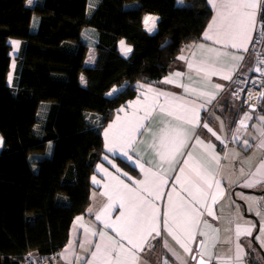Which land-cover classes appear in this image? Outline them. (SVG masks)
Listing matches in <instances>:
<instances>
[{
    "label": "trees",
    "instance_id": "1",
    "mask_svg": "<svg viewBox=\"0 0 264 264\" xmlns=\"http://www.w3.org/2000/svg\"><path fill=\"white\" fill-rule=\"evenodd\" d=\"M27 1L0 0V264L64 249L90 205L105 129L141 85L160 86L182 50L203 41L213 15L207 0ZM148 15L159 19L152 34ZM91 47L97 61L87 67Z\"/></svg>",
    "mask_w": 264,
    "mask_h": 264
},
{
    "label": "crops",
    "instance_id": "2",
    "mask_svg": "<svg viewBox=\"0 0 264 264\" xmlns=\"http://www.w3.org/2000/svg\"><path fill=\"white\" fill-rule=\"evenodd\" d=\"M213 15L204 33L203 41L186 46L177 58L169 74L163 79L160 86L141 85L138 96L131 101L123 111H119L104 131L106 155L95 169L91 179L92 191L90 205L85 214L78 216L72 224L69 241L64 249L51 259L52 264H102L99 259L93 261L92 253L98 243L116 242L123 245V251L117 256L113 253L107 264H196L193 256L210 262V264H256L264 258L252 242V237L257 229L253 216L245 213L243 205L253 206L256 215L261 221L264 230V196L248 193L250 191H264V93L257 110H251L231 95L230 82L235 72L242 70L250 73L253 69L255 58H246L251 41L262 17L261 12L264 0H257L258 7L254 11V23L250 27L247 39L243 44L232 48L227 39L218 37L228 22L231 20L229 12L234 11L228 5L237 0H207ZM155 19L154 33L157 29L158 17L148 15L145 17ZM151 26V21H149ZM211 36L212 39H207ZM220 39L217 43L216 40ZM123 42V43H122ZM131 48L125 41H120L119 49L124 57H130L131 52L124 54L123 49ZM183 57V59H181ZM97 53L91 47L86 59V66L96 64ZM189 63L193 68H189ZM201 64L213 65L215 74H205L196 71ZM180 73V76H175ZM228 76L230 79H224ZM171 83H165V80ZM83 85L87 84L85 76L81 77ZM180 85H183L181 87ZM151 88L152 93H147L150 98L154 93L163 92L170 97L174 96L189 106L197 109L194 123L185 120L178 111H164L155 109L144 120V128L134 137L132 147L118 151H109L108 148L113 136L118 133L119 125L125 116L131 113L140 104L145 103V90ZM161 98L160 103H163ZM236 106L249 109L263 118L256 119L249 113L238 122L226 118L234 117ZM243 110V111H244ZM243 122V123H241ZM238 123L245 124L248 135L238 130ZM206 125V127H205ZM164 132L174 135L177 132L185 134V142L172 156L170 161L162 163V175L166 179V186L161 189V199L156 201V216L158 217L155 231L139 234L135 237L137 247L132 249L134 255H129L128 249L132 246L122 240L117 231L107 227L108 223L114 226L118 223L121 209L119 204H113L106 215H103L105 206L109 203L105 192L111 193L115 182L111 177H117L129 186L134 182L144 179V174L139 166L160 171L159 144ZM107 133V135H105ZM254 137V138H252ZM211 146V148L209 147ZM127 151L128 156L122 154ZM117 159L123 160L135 168L139 177H135L122 169ZM150 162V163H149ZM206 170L213 184L210 193L215 195V203L211 199L204 207L197 205L201 212L199 226L194 230L193 238L188 240L178 231L165 226V218L173 212V205L181 201L187 202L191 198L183 191L189 181H196L193 169ZM183 169V172L180 170ZM179 180L180 183H176ZM220 185L216 190L215 185ZM107 186V187H106ZM243 189L244 191H242ZM172 196L173 205L168 202ZM257 203L263 209L258 210ZM209 211L212 215H209ZM100 215V219H97ZM237 225L241 231L237 232ZM249 229L245 232L244 229ZM100 233L104 239L101 240ZM203 233V234H202ZM95 234V235H94ZM179 242H177V238ZM186 244L189 251L181 245ZM264 249V235L260 242ZM261 247V248H262ZM168 260V262H166Z\"/></svg>",
    "mask_w": 264,
    "mask_h": 264
},
{
    "label": "snow or ice",
    "instance_id": "3",
    "mask_svg": "<svg viewBox=\"0 0 264 264\" xmlns=\"http://www.w3.org/2000/svg\"><path fill=\"white\" fill-rule=\"evenodd\" d=\"M31 2L32 0H28V3ZM180 2L182 3L183 0H180ZM257 7V0H237V2L230 3L228 8L234 10L229 12L231 20L228 22L225 30L217 34L218 37L227 39L232 48H236L238 44L242 45L248 37L250 27L254 23V11L249 10H255ZM149 21H151V26H149ZM155 22V19L151 16L144 20L145 27L149 32L153 31ZM206 38L212 39L211 36H207ZM216 42L219 43L220 39L218 38ZM13 44L19 47L17 42H13ZM123 51L127 55L132 50L131 48H126ZM189 68H193L191 63H189ZM195 70L204 72L205 74H215L216 72L214 66L210 64H201ZM174 75L180 76V73H175ZM223 78L230 79L228 76ZM164 82L171 83L172 81L169 79ZM180 86L183 87V85ZM152 92L153 89H146L145 103L140 104L138 101V107L131 115L126 114L125 120L122 123L119 120L117 121L119 131L113 136V140L108 148L109 151H118L132 147L135 135L140 129L145 127L143 121L149 119L150 113L155 109H159L161 112L178 111L185 120L191 123L195 122L197 109L194 106H189L181 102L179 98L174 96L170 97L163 92L154 93L149 98L147 93ZM161 98H163V103H160ZM185 138V134L181 132H177L174 135L164 132L161 136L158 152L160 163H158L157 167L160 171H152L151 168H145L142 165L139 166L141 172L144 174V179L139 182H134V187L123 183L117 177H111L115 184L111 193L105 192V195L108 196L109 203L105 206L102 214L106 215L108 210L113 207V204H119L122 211L118 223L115 226L108 223L106 226L112 227L114 231H117L122 240H126L132 246L128 249L129 255H134L132 249L137 247L135 240L137 235L155 231L157 228L158 217L156 216L155 202L161 199V189L166 186V179L162 175V163L171 160L172 156L183 146ZM209 147L211 148V146ZM122 154L126 157L128 156L127 151H123ZM180 171L183 172V169ZM193 171L197 180L189 181L183 187V191L191 199L187 202L181 201L179 205H173L172 196L169 195L168 202L170 205H173L174 210L170 220L167 217L164 220L165 226L174 231H178L188 240L193 238L194 230L200 223L201 212L197 205L204 207L209 199L215 203V195H212L209 191L213 187L209 173L203 168L193 169ZM176 183H180V181L177 180ZM215 187L218 191L220 185L217 183ZM208 214L212 215L210 211ZM97 219H100V215H97ZM240 231L241 227L237 225V232L239 233ZM244 231L247 233L249 229L245 228ZM100 236L103 241V233H100ZM174 238H177V242H179L178 237ZM181 246L185 248V251H189L186 244ZM121 251H123V245L118 246L116 242L98 243L95 247V252L92 253V259L93 261L99 259L102 264H107L112 258L113 253L119 256Z\"/></svg>",
    "mask_w": 264,
    "mask_h": 264
},
{
    "label": "built area",
    "instance_id": "4",
    "mask_svg": "<svg viewBox=\"0 0 264 264\" xmlns=\"http://www.w3.org/2000/svg\"><path fill=\"white\" fill-rule=\"evenodd\" d=\"M250 56L255 58L252 71L246 73L238 70L230 82L232 96L246 106L260 104L264 93V20L262 17L256 26L246 58ZM55 256L43 258L37 254H31L23 264H52L51 259Z\"/></svg>",
    "mask_w": 264,
    "mask_h": 264
},
{
    "label": "rangeland",
    "instance_id": "5",
    "mask_svg": "<svg viewBox=\"0 0 264 264\" xmlns=\"http://www.w3.org/2000/svg\"><path fill=\"white\" fill-rule=\"evenodd\" d=\"M36 1L37 0H32V2L31 3H28V1H27V6L29 7V8H33L34 6H35V4H36ZM13 42H17L18 43V45H19V47H16L14 44H13ZM10 44H11V46H12V52H11V57H12V63H11V72H10V75H9V84L10 85H13V82H14V73H15V69H16V60H17V57H18V54H19V51H20V42L19 41H16V40H12V41H10ZM232 92V91H231ZM231 95H232V93H231ZM233 97V96H232ZM234 98V97H233ZM235 99V98H234ZM237 100V99H236ZM250 106H252V105H250ZM253 106H259V104L258 105H253ZM235 110V115H234V117H227L226 118V120L227 121H229V120H233V121H235L236 120V122H238V120H239V114H240V112H243V114L241 115V120H243V118L245 119V116H246V114H251L255 119H256V121H258V120H260V119H262L263 117L262 116H260L259 114H257V113H255V112H251V111H249V109H246L245 108V110L244 109H242V108H240V106H236V108L234 109ZM244 110V111H243ZM242 126H245V124H240V123H238V125H237V127H238V130H241V131H243V129H245V132H244V134H245V136H247L248 135V133H247V131H248V129H246V128H243ZM246 127V126H245ZM252 138H254V137H252ZM0 141H2V142H0V150H2L3 149V140H2V138H1V135H0ZM242 191H244L243 189H241ZM245 191H250V190H245ZM254 192H258V191H254ZM252 196H255V198H256V195H252ZM244 205H246V204H244ZM246 207H247V215H249V216H253L254 217V219L256 220V224H257V227H258V224H259V233L257 234V236H256V242H257V244H258V246H260V247H262L261 246V244H260V242H261V240H262V238H263V235H264V230H263V228H262V226H261V221L258 219V217L256 216V215H253L252 213L253 212H255L256 213V210H255V208H253V206H250V207H248L247 205H246ZM257 208H258V210H260V209H263L262 208V206H260L258 203H257ZM255 245V244H254ZM256 246V245H255ZM261 249H263V247L261 248ZM263 251H264V249H263ZM263 257V256H262Z\"/></svg>",
    "mask_w": 264,
    "mask_h": 264
},
{
    "label": "water",
    "instance_id": "6",
    "mask_svg": "<svg viewBox=\"0 0 264 264\" xmlns=\"http://www.w3.org/2000/svg\"><path fill=\"white\" fill-rule=\"evenodd\" d=\"M249 108H250L251 110H257L258 107L252 105V106H250ZM247 192H248V193L255 194V195L259 196V197L264 196V191H262V192L247 191ZM243 207H244V211H245V213H247V207H246V205H243ZM258 233H259V224H258V227H257V229H256V232L254 233V235H253V237H252V242H253V244L256 245L257 249L259 250V252L261 253V255H262L263 258H264V251H263V249H261L260 246H258V244H257V242H256V236H257ZM193 261L196 262V264H210V262L204 260L203 258H199L197 255H194V256H193Z\"/></svg>",
    "mask_w": 264,
    "mask_h": 264
}]
</instances>
